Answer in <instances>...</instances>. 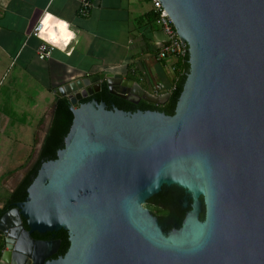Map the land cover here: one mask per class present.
Wrapping results in <instances>:
<instances>
[{
  "label": "water",
  "instance_id": "obj_1",
  "mask_svg": "<svg viewBox=\"0 0 264 264\" xmlns=\"http://www.w3.org/2000/svg\"><path fill=\"white\" fill-rule=\"evenodd\" d=\"M161 2L190 55L176 113L82 102L103 83L134 104L170 99L123 73L59 87L73 124L27 200L3 217L1 226L10 217L17 223L0 264H264V0ZM164 185L192 200L182 227L169 234L145 207ZM62 229L70 248L52 258L60 242L33 233Z\"/></svg>",
  "mask_w": 264,
  "mask_h": 264
},
{
  "label": "crops",
  "instance_id": "obj_2",
  "mask_svg": "<svg viewBox=\"0 0 264 264\" xmlns=\"http://www.w3.org/2000/svg\"><path fill=\"white\" fill-rule=\"evenodd\" d=\"M92 2L84 15L80 0H0V207L37 157L51 127L59 87L116 72L154 95L173 90L178 60L158 58L167 37L152 0ZM45 10L67 20L76 39L41 59L37 49L45 40L37 25ZM16 223V217H10L1 226L4 238Z\"/></svg>",
  "mask_w": 264,
  "mask_h": 264
},
{
  "label": "trees",
  "instance_id": "obj_3",
  "mask_svg": "<svg viewBox=\"0 0 264 264\" xmlns=\"http://www.w3.org/2000/svg\"><path fill=\"white\" fill-rule=\"evenodd\" d=\"M190 55L187 56L186 59L178 60L176 62V70H175V79L174 86L171 92L170 99L164 104H156L147 101H142L139 105H135L134 103L123 99L121 97H111L109 95V91L106 89L102 90L100 93H96L93 96H89L83 99L82 102L86 103L93 99H97L100 102H106L108 108L112 109L114 106L125 110V111H138V110H154L161 111L166 113L167 115H174L176 113L177 105L181 94L184 90L185 83L187 81V77L190 73ZM57 108L55 110V116L52 121L51 127L48 131L47 137L43 144L40 158L31 171L28 173L26 178L20 183V185L12 192L10 198L6 201L4 206L0 207V260L2 253L5 249L6 242L5 238L2 235L1 231V223L3 217L13 208L16 207V204L19 202L26 201L28 198V189L36 179L41 166L43 163L55 160L58 158V153L61 149L65 147L66 137L71 129L74 119V113L72 111V103L68 97H58L57 98ZM37 135V133H36ZM36 141H38L36 136ZM163 189L169 194L166 199V207L169 208V211H164L167 216H172V220L168 223V221H163V225L166 229H171L172 227H181L182 219L185 217L186 212L183 211L179 206H177V202L172 199L173 194L182 195L185 190L178 185H164ZM161 211V210H160ZM206 216V206L203 205V212L201 213V219L204 220ZM165 217V216H164ZM165 219V218H164ZM24 225L26 228L28 227L27 220L24 219ZM52 234H57V239L60 242L59 250L53 255L52 258H58L59 256L65 255L71 245L69 232L65 229L56 231V232H47V233H33V236L37 239L47 238Z\"/></svg>",
  "mask_w": 264,
  "mask_h": 264
},
{
  "label": "built area",
  "instance_id": "obj_4",
  "mask_svg": "<svg viewBox=\"0 0 264 264\" xmlns=\"http://www.w3.org/2000/svg\"><path fill=\"white\" fill-rule=\"evenodd\" d=\"M154 10L157 14V22L166 34L167 40L158 52L159 59H167L174 57L177 60L186 59L188 56V43L182 40L181 35L175 26V23L164 7L161 0H152ZM93 7L92 0H80V11L84 15H88ZM54 47L44 41L37 49L38 56L41 59H47L52 56ZM176 70V67H175ZM163 86H158L160 91ZM3 235V234H2ZM4 236V235H3Z\"/></svg>",
  "mask_w": 264,
  "mask_h": 264
},
{
  "label": "flooded vegetation",
  "instance_id": "obj_5",
  "mask_svg": "<svg viewBox=\"0 0 264 264\" xmlns=\"http://www.w3.org/2000/svg\"><path fill=\"white\" fill-rule=\"evenodd\" d=\"M106 88L109 91V95L111 97H119L113 92V91H115V88H113L111 90L105 83H103L101 88H100V90L96 91L94 94L100 93L102 90H104ZM141 102L142 101H140L138 104H135V105H139ZM168 196H169V194L162 188V190L158 194H155L150 199H148L147 203L145 204V207H147L159 219L160 226L162 227L164 232L167 233V234L171 233L175 229H179L177 227H172L170 230L166 229V227L162 223V220L163 221L167 220L168 223H169L172 220V218H173L172 216H167L164 213V211H169L170 210L169 208L166 207V199H167ZM172 199H174V201L177 202V206H179L183 211H185L186 215H187V213L190 211L191 203H192V200L189 197V195L186 192H184V194H182V195L173 194L172 195ZM187 202H189L188 205H187ZM186 215H185V217H186ZM185 217L182 219L181 224H183V221H184ZM181 227H182V225H181ZM56 235L57 234H52V235H50L47 238H43V239H39V240L52 241V242L57 244L59 240L57 239ZM55 248L59 250L60 245H57V247L55 246Z\"/></svg>",
  "mask_w": 264,
  "mask_h": 264
},
{
  "label": "clouds",
  "instance_id": "obj_6",
  "mask_svg": "<svg viewBox=\"0 0 264 264\" xmlns=\"http://www.w3.org/2000/svg\"><path fill=\"white\" fill-rule=\"evenodd\" d=\"M38 35L54 48H60L61 51L67 48L72 40L76 39V32L70 27V23L53 13L45 10L38 25ZM71 54L70 51L68 53Z\"/></svg>",
  "mask_w": 264,
  "mask_h": 264
},
{
  "label": "rangeland",
  "instance_id": "obj_7",
  "mask_svg": "<svg viewBox=\"0 0 264 264\" xmlns=\"http://www.w3.org/2000/svg\"><path fill=\"white\" fill-rule=\"evenodd\" d=\"M35 149H36V147H35Z\"/></svg>",
  "mask_w": 264,
  "mask_h": 264
}]
</instances>
